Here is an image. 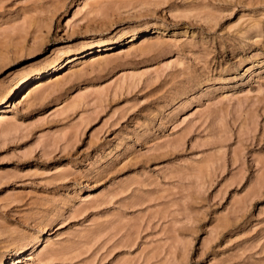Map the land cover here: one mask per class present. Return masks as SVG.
Segmentation results:
<instances>
[{
    "label": "rangeland",
    "instance_id": "rangeland-1",
    "mask_svg": "<svg viewBox=\"0 0 264 264\" xmlns=\"http://www.w3.org/2000/svg\"><path fill=\"white\" fill-rule=\"evenodd\" d=\"M17 70L0 264H264V0H0Z\"/></svg>",
    "mask_w": 264,
    "mask_h": 264
},
{
    "label": "bare ground",
    "instance_id": "bare-ground-1",
    "mask_svg": "<svg viewBox=\"0 0 264 264\" xmlns=\"http://www.w3.org/2000/svg\"><path fill=\"white\" fill-rule=\"evenodd\" d=\"M64 52L65 51L61 48L54 49V50H52L51 54L43 60L42 63L43 64L52 63V62L56 61ZM247 69H248V67H245V70H247ZM23 74H24V70H17L13 74L12 78L9 80L8 83L0 85V97H4L5 95H7L10 91H12L16 87V85H18L19 81L22 79ZM41 229H45V226H43ZM38 240H39V234L38 233L33 234L31 237H29V239L27 240L26 243L22 244V246L26 247L29 244L31 246H33Z\"/></svg>",
    "mask_w": 264,
    "mask_h": 264
}]
</instances>
